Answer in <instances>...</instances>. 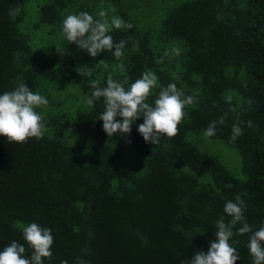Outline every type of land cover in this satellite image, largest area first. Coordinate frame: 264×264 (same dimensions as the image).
Wrapping results in <instances>:
<instances>
[{"label": "trees", "instance_id": "trees-1", "mask_svg": "<svg viewBox=\"0 0 264 264\" xmlns=\"http://www.w3.org/2000/svg\"><path fill=\"white\" fill-rule=\"evenodd\" d=\"M151 3L145 0L154 12L147 19L143 0H0V94L26 83L49 101L36 109L42 138L9 143L0 136V250L16 241L30 258L22 228L34 222L54 237L44 264H181L208 251L216 221L232 219L226 201L237 195L253 232L264 225V0ZM15 6L20 14L11 17ZM101 10L109 21L133 25L109 33L126 41L119 59L114 49L93 58L62 33L66 15L98 19ZM145 71L197 102L185 109L178 134L158 145L137 131L143 117L130 134L109 138L99 120L103 98L86 103L88 79L105 87L109 75L131 83ZM221 119L208 138L236 151L237 175L192 137ZM238 121L242 134L233 142ZM252 234H234L236 264H252Z\"/></svg>", "mask_w": 264, "mask_h": 264}, {"label": "clouds", "instance_id": "clouds-1", "mask_svg": "<svg viewBox=\"0 0 264 264\" xmlns=\"http://www.w3.org/2000/svg\"><path fill=\"white\" fill-rule=\"evenodd\" d=\"M20 11L19 6L12 7L9 15L15 17ZM98 17L94 18L85 11L66 15L61 25L64 37L69 44L75 43L93 58L105 50L113 49V55L117 59L121 58L126 41L116 43L109 33L113 28L131 29L133 25L119 17H113L109 21L103 10L98 13ZM57 51L61 52L59 49ZM98 63L104 64L103 59ZM75 70L83 77L91 75L90 71L85 73L80 68ZM88 84L91 94L86 103L89 106H94L98 99L103 98L105 107L99 120L103 121V131L109 138L117 133L130 134L133 123L143 117V123L138 125L137 131L146 143L158 145L162 136L173 138L178 134V125L187 114L185 109L197 102L196 97L185 95L184 90L175 83L159 86L157 76L151 71H145L141 78L131 83L127 77L121 82L109 75L105 87L90 78ZM158 86L160 91L154 103L147 102L152 89ZM48 103L45 96L33 92L26 83H20L13 90L0 94V136L6 137L9 143H24L29 138H42L45 131L43 115L36 109ZM223 122V119L218 122L211 121L203 134L206 137L214 136L217 123ZM248 125L251 126V121H248ZM241 134L238 121L232 128L230 140L234 142ZM244 210L245 202L239 195L235 201H226L223 211L232 219L226 223L224 216H221L216 221L215 240L210 242L208 251L199 250L191 259L181 261V264H236L239 255L231 242L232 238L234 234L243 235L249 232L253 233L247 245L252 264H264V225L253 232L246 221ZM240 222L242 227L234 233V226ZM22 236L32 249L30 258L25 256L26 249L23 244L12 241L0 250V264H44L43 258H51V247L54 243L51 229L33 222L22 228ZM62 264H67V261H62ZM80 264L85 262L81 260Z\"/></svg>", "mask_w": 264, "mask_h": 264}, {"label": "rangeland", "instance_id": "rangeland-1", "mask_svg": "<svg viewBox=\"0 0 264 264\" xmlns=\"http://www.w3.org/2000/svg\"><path fill=\"white\" fill-rule=\"evenodd\" d=\"M150 1L152 2L151 5H153V7H158V5L161 6H165L167 4L170 5L173 0H150ZM143 5H144L145 13L148 14L147 16L148 19L149 16L154 12L152 11L151 6L145 8V0H143ZM76 106H72V107L75 108ZM193 133H195L192 135L193 140L197 143L198 147L202 151L212 155L217 160H219V162L223 164V166L232 174L237 175L239 173L240 170L239 156L235 150L226 146L222 141L218 139H210L206 137L202 131H196Z\"/></svg>", "mask_w": 264, "mask_h": 264}]
</instances>
